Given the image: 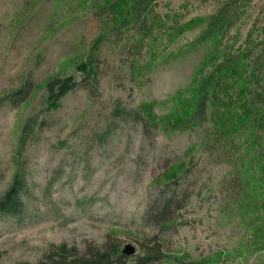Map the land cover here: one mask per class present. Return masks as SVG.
<instances>
[{
  "label": "rangeland",
  "instance_id": "obj_1",
  "mask_svg": "<svg viewBox=\"0 0 264 264\" xmlns=\"http://www.w3.org/2000/svg\"><path fill=\"white\" fill-rule=\"evenodd\" d=\"M138 1L0 0V264H264V0Z\"/></svg>",
  "mask_w": 264,
  "mask_h": 264
},
{
  "label": "trees",
  "instance_id": "obj_2",
  "mask_svg": "<svg viewBox=\"0 0 264 264\" xmlns=\"http://www.w3.org/2000/svg\"><path fill=\"white\" fill-rule=\"evenodd\" d=\"M154 0H139L137 6L134 10V14L132 17V24L136 26V28H140V31H146L145 28V20L147 15L150 13V20L153 15L152 11V3ZM112 12V10H111ZM131 18L128 19V21ZM76 82L70 78L59 80V79H51L48 80L45 84L47 91V99L50 104H55L57 100L70 91ZM56 87V88H55ZM207 103V95L206 93H202L200 97L195 101L192 113L193 121H201L203 115L205 114ZM144 122V121H143ZM145 123V122H144ZM215 135L214 140H219V138L223 141L222 135L223 130L219 129L218 131H213ZM230 142L229 150L235 149L232 146V140L230 137H227ZM261 155L258 156L260 158ZM256 158V157H255ZM257 158V160H258ZM264 160V159H263ZM20 184L17 179L13 181L9 189L5 192L3 199L0 201V208L5 211L14 212L17 210L19 206L18 201V187ZM166 211V208L163 209V212ZM124 259V254H122V249L119 250L114 243L107 244L102 251H93L88 257L84 255L70 254L65 251L63 248L57 253V257L55 259L50 260L47 263H38V264H120Z\"/></svg>",
  "mask_w": 264,
  "mask_h": 264
},
{
  "label": "water",
  "instance_id": "obj_3",
  "mask_svg": "<svg viewBox=\"0 0 264 264\" xmlns=\"http://www.w3.org/2000/svg\"><path fill=\"white\" fill-rule=\"evenodd\" d=\"M133 252V247L130 244H125L122 248V254L129 255Z\"/></svg>",
  "mask_w": 264,
  "mask_h": 264
}]
</instances>
